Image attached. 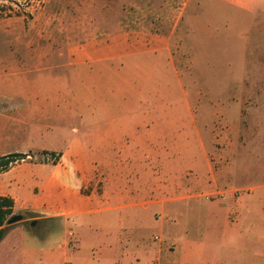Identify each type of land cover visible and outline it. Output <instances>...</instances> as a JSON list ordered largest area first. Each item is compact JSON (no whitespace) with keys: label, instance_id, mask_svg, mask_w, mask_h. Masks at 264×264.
<instances>
[{"label":"rangeland","instance_id":"374dc122","mask_svg":"<svg viewBox=\"0 0 264 264\" xmlns=\"http://www.w3.org/2000/svg\"><path fill=\"white\" fill-rule=\"evenodd\" d=\"M75 47L89 49L88 72L59 89L87 102L76 108L121 114L119 148L89 152L98 166L95 189L102 191V177L115 171L150 176L154 201L172 208L156 211L152 223L142 218L150 224L129 244L160 241L162 221L206 225V207L239 210L254 195L263 204L262 17L219 0H0L1 55ZM33 65H26L22 86L0 85V149L17 147L24 131L38 141L39 121L31 117L49 107L33 98L54 89L43 87L46 77ZM27 153L24 161L51 158ZM242 211L246 225L264 230L262 208Z\"/></svg>","mask_w":264,"mask_h":264},{"label":"crops","instance_id":"0c3cea01","mask_svg":"<svg viewBox=\"0 0 264 264\" xmlns=\"http://www.w3.org/2000/svg\"><path fill=\"white\" fill-rule=\"evenodd\" d=\"M219 1L264 20V0ZM5 51V55L0 54V85L8 87L12 80H19L18 86H22L28 77L26 65L34 64L40 69L35 72L37 77H46L43 87L54 90L33 98V104L49 107L33 112L31 117L39 121L33 129L38 141L28 140L24 131L22 143L0 149V155L35 150L43 154L47 150L60 152L61 156L55 163L50 159L31 162L24 158L0 171V195L13 198L14 211L24 215L22 220L8 226L0 242V264L263 262L264 230L246 225L242 211L245 206L264 211V202H256L260 199L257 195L249 197L255 200L253 204L243 203L239 210L229 206L206 207L209 217L206 225L181 223L177 218L166 226L162 221L160 241L147 246L129 244L130 238L140 236L145 225L150 224L144 219L152 223L157 220L156 211L167 212L172 208L165 201H154V181L150 176H121L115 171L102 177V191L95 189L98 166L89 160V152L93 147L103 152L119 148L121 114H94L85 105L76 108L74 104L87 102L61 91L58 85H70L78 79L79 72L81 76L87 74L89 49ZM20 55H32L34 59L24 61ZM61 67L68 72L56 71ZM50 136L58 137V141L51 142ZM90 136H100L103 140L91 141ZM114 167L117 169V165ZM176 215H180L179 209ZM32 220L36 221L35 225H31Z\"/></svg>","mask_w":264,"mask_h":264},{"label":"trees","instance_id":"16d2710c","mask_svg":"<svg viewBox=\"0 0 264 264\" xmlns=\"http://www.w3.org/2000/svg\"><path fill=\"white\" fill-rule=\"evenodd\" d=\"M42 153L50 156L52 162H57L60 159L61 153L55 151L44 150ZM27 153L13 152L0 155V171L6 170L10 165L27 157ZM15 214L14 200L9 196L0 195V242L4 238L7 228L10 224L7 223L8 219Z\"/></svg>","mask_w":264,"mask_h":264},{"label":"water","instance_id":"95a60500","mask_svg":"<svg viewBox=\"0 0 264 264\" xmlns=\"http://www.w3.org/2000/svg\"><path fill=\"white\" fill-rule=\"evenodd\" d=\"M24 215L22 213H15L13 214L7 221L8 224H13L18 222L19 220H22ZM36 221L32 220L31 225H35Z\"/></svg>","mask_w":264,"mask_h":264}]
</instances>
